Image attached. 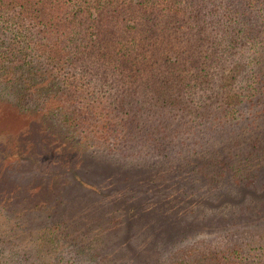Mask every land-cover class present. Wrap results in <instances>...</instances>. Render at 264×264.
I'll return each instance as SVG.
<instances>
[{
    "label": "trees",
    "instance_id": "trees-1",
    "mask_svg": "<svg viewBox=\"0 0 264 264\" xmlns=\"http://www.w3.org/2000/svg\"><path fill=\"white\" fill-rule=\"evenodd\" d=\"M6 92L23 100L14 109L32 117L27 125L46 135H79L82 148L111 141L138 154L149 149L180 172L196 160L195 171L212 180L232 168L243 193L264 187V0H0V97ZM26 95H36L33 108ZM32 109L50 123H36ZM211 147L214 157L197 159ZM118 158L103 164L138 168ZM260 205L245 206L246 246L208 251L190 240L199 232L188 226L187 239L159 242L161 264H264V219L254 218ZM53 213L42 230L58 245L43 264H63L70 252L58 231L68 221ZM78 246L88 243L75 245L81 253ZM25 253L30 264L33 252Z\"/></svg>",
    "mask_w": 264,
    "mask_h": 264
},
{
    "label": "rangeland",
    "instance_id": "rangeland-1",
    "mask_svg": "<svg viewBox=\"0 0 264 264\" xmlns=\"http://www.w3.org/2000/svg\"><path fill=\"white\" fill-rule=\"evenodd\" d=\"M35 97L26 95L25 105L36 104ZM22 102L15 101L11 92L0 97L3 264H27L21 258L27 250L33 252L30 264H43L54 256L58 243L47 241L42 230L43 223L51 221L47 215L52 212V217H66L68 221L58 230L65 236L59 245L70 247L61 260L63 264H78V256H83L80 264H107L110 258L121 254L132 255L135 261H118L120 264H161L159 242L187 239L181 229L188 226L199 232L190 240L208 251L216 247L227 249L234 242L244 247L247 234L252 232L248 231L244 216V210H250L246 209L247 203L252 208L261 202L254 218L264 219V187L255 193H243L239 183L232 181V168L224 178L212 180L195 171L196 160L181 167L180 172L177 164L160 161L157 156L162 154L155 155L149 149L138 154L130 148L117 149L111 141L82 148L79 135L71 139L60 130L48 131L52 134L47 136L39 129L36 131L33 122L27 125L32 117L19 115L14 109L15 103ZM43 103L50 105V101ZM31 113L36 123H50L41 109H32ZM74 144L76 147H72ZM216 150L211 147L197 159L212 158ZM89 152L94 153L92 159ZM117 154L121 157L117 159L120 165L138 161V168L128 172L119 166L120 170L115 172L109 163L103 164L107 163L104 157L117 158ZM207 169L210 172L214 166ZM240 180L246 177L243 175ZM167 220L174 221L167 224ZM116 223L120 227L113 232ZM85 242L88 246L84 251L78 246V253L75 245Z\"/></svg>",
    "mask_w": 264,
    "mask_h": 264
}]
</instances>
